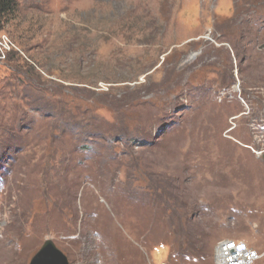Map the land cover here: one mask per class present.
<instances>
[{
  "label": "rangeland",
  "instance_id": "obj_1",
  "mask_svg": "<svg viewBox=\"0 0 264 264\" xmlns=\"http://www.w3.org/2000/svg\"><path fill=\"white\" fill-rule=\"evenodd\" d=\"M0 33V264H264V0H19ZM262 72V73H261Z\"/></svg>",
  "mask_w": 264,
  "mask_h": 264
},
{
  "label": "built area",
  "instance_id": "obj_2",
  "mask_svg": "<svg viewBox=\"0 0 264 264\" xmlns=\"http://www.w3.org/2000/svg\"><path fill=\"white\" fill-rule=\"evenodd\" d=\"M226 249L229 252L228 251L223 252ZM218 252H223L225 254V256H229V255L232 254L234 260L237 261V262H234V264H246V263L247 264H251L255 260V257H256V256H253L255 253L251 250V248L248 247V245L246 243L235 242V241H232V242L231 241H226V242H224L218 248L217 253Z\"/></svg>",
  "mask_w": 264,
  "mask_h": 264
},
{
  "label": "water",
  "instance_id": "obj_3",
  "mask_svg": "<svg viewBox=\"0 0 264 264\" xmlns=\"http://www.w3.org/2000/svg\"><path fill=\"white\" fill-rule=\"evenodd\" d=\"M31 264H69L65 254L52 241L46 242L44 248L35 256Z\"/></svg>",
  "mask_w": 264,
  "mask_h": 264
},
{
  "label": "trees",
  "instance_id": "obj_4",
  "mask_svg": "<svg viewBox=\"0 0 264 264\" xmlns=\"http://www.w3.org/2000/svg\"><path fill=\"white\" fill-rule=\"evenodd\" d=\"M19 9V0H0V33L16 20Z\"/></svg>",
  "mask_w": 264,
  "mask_h": 264
},
{
  "label": "bare ground",
  "instance_id": "obj_5",
  "mask_svg": "<svg viewBox=\"0 0 264 264\" xmlns=\"http://www.w3.org/2000/svg\"><path fill=\"white\" fill-rule=\"evenodd\" d=\"M262 73V72H261ZM226 251H228L227 249L226 250H224L223 252H226ZM223 252H218L217 253V264H234V262H237V261H235L234 260V258H233V256H232V254L231 255H229V256H225V254L223 253ZM229 252V251H228ZM224 255V256H223ZM253 256H256L255 257V259L257 258V255H253ZM227 263H226V262ZM247 264V263H246Z\"/></svg>",
  "mask_w": 264,
  "mask_h": 264
},
{
  "label": "flooded vegetation",
  "instance_id": "obj_6",
  "mask_svg": "<svg viewBox=\"0 0 264 264\" xmlns=\"http://www.w3.org/2000/svg\"><path fill=\"white\" fill-rule=\"evenodd\" d=\"M264 159V158H263Z\"/></svg>",
  "mask_w": 264,
  "mask_h": 264
}]
</instances>
